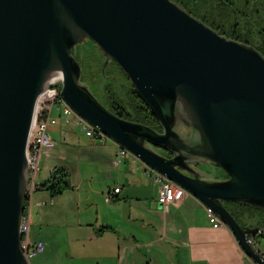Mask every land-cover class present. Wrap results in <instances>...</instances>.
Masks as SVG:
<instances>
[{
	"label": "water",
	"instance_id": "water-1",
	"mask_svg": "<svg viewBox=\"0 0 264 264\" xmlns=\"http://www.w3.org/2000/svg\"><path fill=\"white\" fill-rule=\"evenodd\" d=\"M93 40L118 63L162 130L122 117L81 81L74 47ZM61 94L91 125L182 185L228 225L264 264L224 201L264 210V53L229 37L176 0H0V264H31L21 220L33 189L27 147L40 94ZM159 148L169 150L170 155ZM228 174L209 177L199 163ZM162 205V203H159Z\"/></svg>",
	"mask_w": 264,
	"mask_h": 264
},
{
	"label": "crops",
	"instance_id": "crops-1",
	"mask_svg": "<svg viewBox=\"0 0 264 264\" xmlns=\"http://www.w3.org/2000/svg\"><path fill=\"white\" fill-rule=\"evenodd\" d=\"M89 137L70 144L59 162L71 172L73 187L67 183L56 195L33 189L25 208L30 232L34 225L66 226V233L71 228L64 237L69 244L63 264H258L228 225H214L199 197L187 191L180 201L160 205L161 183L152 168L128 149L120 154L119 143L108 136ZM199 165L209 177H226L212 162ZM48 169L35 185L51 177ZM30 232V242L39 239ZM256 234L253 242L264 253ZM58 246L46 243L42 253L31 257L32 264H58Z\"/></svg>",
	"mask_w": 264,
	"mask_h": 264
},
{
	"label": "rangeland",
	"instance_id": "rangeland-1",
	"mask_svg": "<svg viewBox=\"0 0 264 264\" xmlns=\"http://www.w3.org/2000/svg\"><path fill=\"white\" fill-rule=\"evenodd\" d=\"M218 0H206V4L208 6H218V17H223V14L228 13L222 5V10L220 4H217ZM233 2V6H235L239 10H247L249 7H256V0H230ZM250 1V3H249ZM228 7V6H227ZM226 7V8H227ZM231 9V8H230ZM199 13L202 14L201 10H198ZM228 27V25H226ZM74 53L80 59L82 65V75L81 81L86 83L89 88L95 93V95L102 100V102H107V87H110L114 90V93H124L131 84L129 77L122 70V68L118 65L116 61H111L112 59L107 60L104 54L100 51L98 46L93 40L89 39L87 42H82L77 44L74 47ZM105 104V103H104ZM58 116V113H54ZM65 117L59 118V121L51 126L53 138L55 140V147L51 149L48 153H42L41 161H40V170L38 171L37 181H41L43 173L50 166L54 168V166L60 165L59 163L64 158L63 156L66 154L65 149L70 146V144L77 143L81 144L85 139L90 138L89 135L81 128L80 125L76 123V119L74 116H69V120L66 121ZM66 131H64V130ZM66 132V133H65ZM72 159H69L71 161ZM215 164L213 163V166ZM52 169H48L51 172ZM53 171V170H52ZM52 174V173H51ZM48 175V174H47ZM50 176V174L48 175ZM258 216L262 220L261 224H264V210L260 209L257 211ZM61 226H45L40 227L37 225L32 226V232H30L31 238H39L43 239L45 243H49L50 241H55L58 244L57 249V257L55 258V262L58 264H63V260L66 256V248L69 244L67 238H64L65 235L71 231L66 233L64 227ZM36 233L41 236H37ZM256 236L258 241V246L264 244V234L257 232ZM38 239V240H39ZM30 263L32 264L33 259L29 258ZM60 260V261H59Z\"/></svg>",
	"mask_w": 264,
	"mask_h": 264
},
{
	"label": "built area",
	"instance_id": "built-area-1",
	"mask_svg": "<svg viewBox=\"0 0 264 264\" xmlns=\"http://www.w3.org/2000/svg\"><path fill=\"white\" fill-rule=\"evenodd\" d=\"M63 81L55 84H49L47 88L40 94L37 102V110L34 116L31 133L29 137L27 155L29 161V179L32 188L40 170V160L42 153H48L55 144L51 126L59 121V118L65 117L66 121L69 116H74L76 123L86 132L87 135H102L106 136L100 129L91 125L87 120L81 117L61 94ZM54 113H58V116ZM121 147V146H120ZM126 148H120V154L125 155ZM154 179L160 182L158 200L167 207L172 202L180 201L187 190L177 182L167 178L159 172H154ZM120 187H115L118 191ZM110 199V197H108ZM210 220L215 226L220 225L222 220L217 213L207 206ZM30 229V221L27 212L24 211L21 220L22 247L28 258L34 257L42 253L46 248V243L43 239L30 242L28 233ZM259 233H264V226L258 228ZM254 241V237L251 238Z\"/></svg>",
	"mask_w": 264,
	"mask_h": 264
},
{
	"label": "trees",
	"instance_id": "trees-1",
	"mask_svg": "<svg viewBox=\"0 0 264 264\" xmlns=\"http://www.w3.org/2000/svg\"><path fill=\"white\" fill-rule=\"evenodd\" d=\"M222 1H224L226 6H228L226 8L224 5L228 13L223 14L222 17V19L226 21L228 28L225 30H219L218 26H216L215 28L223 34H229L230 37H234L241 41L254 44L264 53V0H256V7L254 9H252L253 7H249L247 10L242 11L233 6L232 1ZM178 2L187 10L189 9L188 5H190V3L192 4V0H186L185 3L181 0H178ZM224 3L220 1L221 8L223 7L222 5ZM192 13H196V11ZM201 18L204 21H207L205 17ZM105 92H107L108 103L104 101L103 103H105L116 114L122 117L149 124L153 127H156L157 129L162 128L159 120L153 114L146 102L142 99L140 94L136 91L132 82L129 88L124 91V93H114V90L110 87H107ZM227 176L228 174H226V177ZM66 177L67 172L65 171V169H59L57 171L55 182L49 189L52 195H56L62 192V190L67 186ZM49 182L50 177L42 184L46 185ZM29 195L27 196L26 204ZM224 203L243 226H260L262 220L260 219V217L258 219L256 218V213L259 208L241 201L225 200Z\"/></svg>",
	"mask_w": 264,
	"mask_h": 264
},
{
	"label": "flooded vegetation",
	"instance_id": "flooded-vegetation-1",
	"mask_svg": "<svg viewBox=\"0 0 264 264\" xmlns=\"http://www.w3.org/2000/svg\"><path fill=\"white\" fill-rule=\"evenodd\" d=\"M177 2H178V0H176ZM182 2H184L185 3V1L186 0H181ZM191 1V0H190ZM205 1L206 0H204V1H200V0H192V4L190 3V5H188L189 6V11L192 13V12H194V11H196V13H193V14H197L198 15V17H205L206 19H207V21H205V22H207L208 24H210L212 27H216V26H218V28H219V30H225V29H227L228 27H226V21L224 20V19H222V17H218V14H217V12H220V11H218V6H208V4H206L205 3ZM220 1L222 2V3H224V1H222V0H218L217 1V4H220ZM224 5H225V7H227L226 6V4L224 3ZM198 10H201V12H202V14L201 13H199L198 12ZM221 10H222V8H221ZM196 15V16H197ZM200 17V18H201ZM222 19V20H221ZM220 32V31H219ZM224 34H226L227 36H229L230 37V35L229 34H227V33H224ZM73 52H74V49H73ZM75 54V53H74ZM76 55V54H75ZM77 56V55H76ZM111 61H113V60H111ZM160 130H162V128H160ZM162 152H164V153H166V154H168V155H170L171 154V152L169 151V150H166V149H163V148H159Z\"/></svg>",
	"mask_w": 264,
	"mask_h": 264
},
{
	"label": "bare ground",
	"instance_id": "bare-ground-1",
	"mask_svg": "<svg viewBox=\"0 0 264 264\" xmlns=\"http://www.w3.org/2000/svg\"><path fill=\"white\" fill-rule=\"evenodd\" d=\"M36 110H37V106H36ZM35 114H36V111H35Z\"/></svg>",
	"mask_w": 264,
	"mask_h": 264
}]
</instances>
